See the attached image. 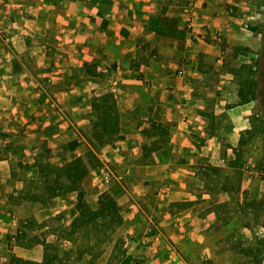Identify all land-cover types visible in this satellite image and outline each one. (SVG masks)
Segmentation results:
<instances>
[{
	"label": "crops",
	"instance_id": "crops-1",
	"mask_svg": "<svg viewBox=\"0 0 264 264\" xmlns=\"http://www.w3.org/2000/svg\"><path fill=\"white\" fill-rule=\"evenodd\" d=\"M35 1L43 10L41 19L21 13L23 8L30 14L37 10L33 0L10 4L15 25L31 21L33 28L49 27L48 40L60 38L55 47L61 69L77 66L82 81L89 80L85 62L97 63V71L113 67L106 75L107 88L92 96L112 92L123 136L101 147L99 168L109 181L111 162L124 163L122 181L117 177L118 183L98 187L122 205L118 230L123 253L116 264H191L185 259L193 258L196 241L205 260L214 256L206 244L211 212H200L186 177L206 166L238 169L237 132L249 127L245 104L251 100L241 102L240 90L230 91L237 75L224 65L232 49V60L253 64L260 52L259 31L237 25L228 12L229 0H206L204 9L202 0L167 5L159 0ZM29 35L19 31L12 42L0 43V264L7 262L5 251L43 259L39 243L20 247L13 239L9 249L3 243L5 230L17 223L8 199L22 183L19 165L32 162L40 144L45 159L56 163L90 146L81 133L91 113V101L83 105L84 88L38 90L34 76H47L50 47L45 42L40 49L33 47ZM144 47L151 50L141 60ZM153 122L162 128L158 135L143 131L153 129ZM153 143L159 147L142 158L143 146Z\"/></svg>",
	"mask_w": 264,
	"mask_h": 264
},
{
	"label": "rangeland",
	"instance_id": "rangeland-1",
	"mask_svg": "<svg viewBox=\"0 0 264 264\" xmlns=\"http://www.w3.org/2000/svg\"><path fill=\"white\" fill-rule=\"evenodd\" d=\"M13 1L0 0V43L12 42L11 36L19 31L31 34L30 42L35 48H42L45 42L43 45L50 47V50L47 49V55L51 57L50 64L46 70L47 76H34L35 87L42 91L84 88L83 105H89L95 90L99 93L107 88L106 75L111 73L113 67H107L106 71H97V63H89V70L92 73L86 72L85 75L89 76V80L84 78L82 81L79 80V76L82 75H79L77 66L66 65L61 69L57 64L60 63V58L55 47L60 38L56 37V39L52 34L53 39L49 41L50 29L44 28V23L38 24L37 28L31 26V21H23L15 25V18L10 9ZM30 1L23 0L24 3L29 4ZM159 1L167 5L177 0ZM229 1L228 12L229 15L237 18V25H240L244 31L257 29L260 36V52L258 51V57L253 64L239 65L238 61L232 60L230 56L235 54L233 47L227 53L224 68L237 75L234 76V84L230 86V91L239 89L243 92V96H250V90H253L255 97L245 104L250 112L249 127L237 132L240 134V144H236L237 150L234 154L238 161V169L226 167L207 169L206 166L205 170L199 169L195 175L189 174V178L186 177L188 185L196 191L195 205L200 206V212L201 209L203 212H211L213 221L207 229L209 235L206 244L209 249L216 252L214 256L205 260L203 249H199L200 242L196 241L195 251L192 252L193 258H184L191 264H264V0ZM185 2L187 0H178L176 3ZM32 5L37 10H32L30 14L26 8H23L21 13L25 18L41 19L43 10L37 7L38 3L35 0ZM208 6L206 0L201 1L202 9ZM246 33L250 34V32ZM54 35L62 34L55 32ZM66 35L68 39L75 38V33H66ZM46 42H51V45H46ZM150 50L151 48L147 50L145 47L142 48L139 59L146 60L142 56L149 55ZM36 54L38 56L39 53ZM251 84L253 88L249 89L248 86ZM70 99L74 101L75 98ZM91 116L89 112L88 127L81 129L90 146L85 148L80 156H84L87 151H94L98 162L91 163L85 158L90 167L88 174L92 173L93 178L92 175L85 176L81 188L84 191V201L95 209L99 194L105 191H100L98 187L101 183L106 184L108 179L99 169L103 165L100 159L103 146L97 144L93 146L91 143L95 142L91 135ZM37 147L33 161L19 165L22 183L14 188L8 199L14 207L11 215L17 217V223L12 230H5L3 234L6 248H10V242L14 239L20 247L39 243L43 248V258L55 257V264H116L123 253V239L118 230L119 226L105 228L98 223L73 230L70 222L76 214L74 206L77 193L70 191L52 197L45 189L42 178L44 173H38V164L61 165L65 162L56 163L45 159L43 144ZM123 166L122 161L111 162L110 169L114 176H111L108 185L118 183L117 177L123 171ZM120 180L122 181L123 178ZM135 183L139 184V180ZM152 200L155 201V198L152 197ZM118 206L119 209L122 207V205ZM5 254L8 257L5 264H9V252L5 251Z\"/></svg>",
	"mask_w": 264,
	"mask_h": 264
},
{
	"label": "trees",
	"instance_id": "trees-1",
	"mask_svg": "<svg viewBox=\"0 0 264 264\" xmlns=\"http://www.w3.org/2000/svg\"><path fill=\"white\" fill-rule=\"evenodd\" d=\"M84 67L87 74L92 73L89 70V64L85 62ZM248 88L252 89L253 84L248 86ZM250 92V96H243V92L239 91L241 102L254 99L255 94L253 90H250ZM91 115V135L95 141L91 142L93 146H96L95 144L104 146L123 137L120 134L119 112L112 92L105 91L100 95L91 97ZM152 127L153 129L143 131L149 133V135H156L157 129H162L160 124L155 122L152 123ZM157 147L159 145L154 143L149 147L143 146L144 155L142 158ZM85 158L91 161V163L98 162L94 151H87L84 156H77L61 165L51 163H45V165L38 164V173H44L42 178L45 182V189L52 197L63 195L70 191L77 193V200L74 206L76 214L70 222L73 230L80 227L86 228L90 224L94 225L98 223L105 228L117 227L122 223V215L120 214V209L115 198L110 193L104 191L99 194L95 209L89 207L84 201V191L81 188V183L90 171V167ZM234 165L236 168L238 167L236 158ZM9 264H55V257L45 256L42 261H34L24 259L17 255H11L9 257Z\"/></svg>",
	"mask_w": 264,
	"mask_h": 264
}]
</instances>
